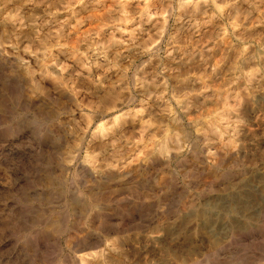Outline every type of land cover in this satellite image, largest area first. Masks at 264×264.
<instances>
[{
  "label": "rangeland",
  "instance_id": "1",
  "mask_svg": "<svg viewBox=\"0 0 264 264\" xmlns=\"http://www.w3.org/2000/svg\"><path fill=\"white\" fill-rule=\"evenodd\" d=\"M0 47V264H264V0H0Z\"/></svg>",
  "mask_w": 264,
  "mask_h": 264
},
{
  "label": "bare ground",
  "instance_id": "2",
  "mask_svg": "<svg viewBox=\"0 0 264 264\" xmlns=\"http://www.w3.org/2000/svg\"><path fill=\"white\" fill-rule=\"evenodd\" d=\"M189 5V4H188ZM1 51H3V48H1L0 47V52ZM15 60V59H14ZM24 68V67H23ZM22 68V69H23ZM25 69V68H24ZM25 71V70H24ZM23 72V71H22ZM25 74H26V72H25ZM111 92V91H110ZM118 97V96H117ZM183 135V134H182ZM160 147V146H159ZM160 150H163L164 148H162V146H161V148H159ZM167 149V148H166ZM156 150H157V148H156ZM166 151V150H165ZM160 153V152H159ZM158 154V153H157ZM122 187V186H121ZM103 188V187H102ZM107 188V187H106ZM87 190V189H86ZM124 191V190H123ZM126 192V191H125ZM121 193V192H120ZM92 199V198H91ZM96 199V198H95ZM112 199V198H111ZM93 200V199H92ZM79 201V200H78ZM90 203V202H89ZM80 206V205H79ZM84 208V207H83ZM192 209V208H191ZM134 219V218H133ZM111 230V229H110ZM118 230H116V232H117ZM111 232H113V230L112 231H110V233ZM114 232H115V230H114ZM113 232V233H114ZM120 233V232H119ZM97 237V236H96ZM83 239V238H82ZM93 240H89V238L88 239H85V241H84V243H83V247H82V249L83 248H89V249H95V251L93 252V253H88L87 252V256H89V255H92V257L94 256V258H95V260H93V262H96V264H97V262H100V261H108L109 259H111L112 257H114V256H112L113 255V252L114 251H116L115 249L114 250H112L113 248H112V244H107L108 242H107V238H105V240H103V239H101V238H92ZM116 239V238H115ZM118 239V238H117ZM108 240H109V238H108ZM110 241V240H109ZM111 241H112V239H111ZM115 243V242H114ZM116 245V244H115ZM97 248H99V249H97ZM97 249V250H96ZM79 250V249H78ZM84 250V249H83ZM112 250V251H111ZM85 254V253H84ZM83 253H82V255H81V260H79V261H85L86 259H88V257L87 256H85ZM120 254V253H119ZM116 256V255H115ZM118 258H120V257H118ZM117 258V259H118ZM90 259H91V257H90ZM125 259V258H124ZM115 260H116V258H115ZM90 261V260H89ZM114 261V260H113ZM92 262V263H93ZM86 263V262H85ZM91 263V264H92ZM108 263V262H107ZM90 264V263H89ZM94 264V263H93Z\"/></svg>",
  "mask_w": 264,
  "mask_h": 264
}]
</instances>
